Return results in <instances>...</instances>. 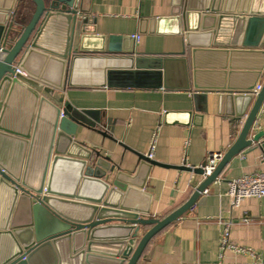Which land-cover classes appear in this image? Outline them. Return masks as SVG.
<instances>
[{
  "label": "water",
  "instance_id": "1",
  "mask_svg": "<svg viewBox=\"0 0 264 264\" xmlns=\"http://www.w3.org/2000/svg\"><path fill=\"white\" fill-rule=\"evenodd\" d=\"M83 1L0 0V140L21 148L13 169L0 156V200L8 204L0 214V264H137L150 240L191 210L236 156L253 145L264 152V128L257 126L264 81L247 111L264 72V0H172L166 16L145 11L139 33L182 37L181 51L166 55L138 51L130 35L98 34ZM239 66L251 77L245 84L201 81ZM88 77L107 88L193 90L195 99L215 91L218 103L228 99L235 123L245 119L188 199L161 219L149 218L137 204L143 183L74 140L79 126L110 137L99 129L111 128L100 115L65 98ZM137 156L139 168L171 167ZM204 165L174 168L203 176ZM63 168L75 177L64 189L56 180Z\"/></svg>",
  "mask_w": 264,
  "mask_h": 264
},
{
  "label": "crops",
  "instance_id": "2",
  "mask_svg": "<svg viewBox=\"0 0 264 264\" xmlns=\"http://www.w3.org/2000/svg\"><path fill=\"white\" fill-rule=\"evenodd\" d=\"M83 2L90 16L96 19L98 34L139 35V41L133 39L142 53L166 55L182 49L181 36L138 32L145 11L151 17L166 16L172 0ZM33 9L34 5L29 3L28 14ZM188 51L186 48L189 58ZM240 67L232 69V75L228 69L223 76L214 70L213 74L201 75V81L207 80L216 88L245 84L251 77ZM263 81L264 72L255 88L262 86ZM195 95L193 90L99 87L89 77L77 80L76 86L66 91L65 98L77 109L97 113L103 124L108 122L111 127L110 131L99 128L110 136L106 137L79 126L74 140L109 158L116 171L129 175L133 183H143L137 204L148 209L149 218L161 219L180 207L203 180V176L174 167H199L208 153L227 151L245 119L244 116L239 124L235 123L228 99L218 103L215 91H208L203 97L197 94L196 99ZM254 99L255 94L247 111ZM257 126L264 128V102ZM153 139L152 160L171 167L139 168L137 154L147 155ZM0 156L6 167L13 169L21 148L16 142L0 140ZM37 159L33 152L29 164L35 167ZM261 171H264V152L253 145L222 170L191 210L150 240L137 264H264V197L246 198L232 206L225 195L231 179ZM74 179L71 171L63 168L57 174V186L64 189ZM7 206L4 199L0 200V214ZM245 217L249 222L242 221ZM225 224L230 227V243L245 251L220 249Z\"/></svg>",
  "mask_w": 264,
  "mask_h": 264
},
{
  "label": "built area",
  "instance_id": "3",
  "mask_svg": "<svg viewBox=\"0 0 264 264\" xmlns=\"http://www.w3.org/2000/svg\"><path fill=\"white\" fill-rule=\"evenodd\" d=\"M133 38L136 41H139L140 36L134 35ZM3 48L0 46V56L2 55ZM16 73H19L20 75L26 77V74L22 71H20L18 68H16ZM261 89V86L258 85L254 89V94H257L259 90ZM154 139L151 141V144L149 146V152L147 153V157L149 159L153 158L154 154ZM223 153L222 152H210L207 154L205 158V165L202 168L203 170V177L208 176L212 173V171L215 169L217 163L222 158ZM206 190H204V193ZM226 197L228 200V203L232 206L238 205L242 200L246 198H259L264 197V171L253 173V174H247V175H241L238 177H235L231 179L228 182V188L226 191ZM243 222H249V220L245 217L242 219ZM229 224H225L224 230L220 239V249H231L236 252H243L245 249L238 247L236 245H233L229 241ZM255 264H263V263H255Z\"/></svg>",
  "mask_w": 264,
  "mask_h": 264
}]
</instances>
